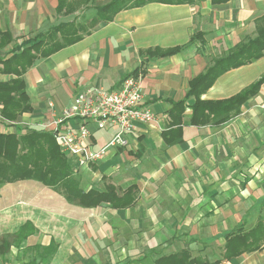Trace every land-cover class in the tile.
Listing matches in <instances>:
<instances>
[{
	"label": "crops",
	"instance_id": "crops-1",
	"mask_svg": "<svg viewBox=\"0 0 264 264\" xmlns=\"http://www.w3.org/2000/svg\"><path fill=\"white\" fill-rule=\"evenodd\" d=\"M58 4L0 0V61L13 57L23 42L69 22L64 21L69 16L58 15ZM263 15L264 0L150 3L120 12L114 21L51 55L44 54L49 40L33 52L36 59L23 73L33 111L15 123L0 115L1 133H14L17 127L23 133L49 129L84 89L118 90L135 72L142 78L144 106L155 119L128 135L126 146L76 172L85 192L113 187L123 197L133 188L130 207L106 202L84 208L34 180L4 185L0 242L7 238L10 248L0 264H126L146 253H153L150 261L132 264H155L161 255L182 252L197 264H264V85L221 125H193L196 98L186 99L190 82L213 60L253 38ZM176 47L185 48L171 57L147 54ZM3 69L0 63V82L17 78ZM263 75L264 57L220 76L201 100H228ZM181 101L186 108L181 135L166 139L171 110ZM109 136L97 132L95 148ZM27 223L35 232L17 245L14 236ZM236 235L249 236L250 248L228 258V239ZM51 245L53 255L43 258V249Z\"/></svg>",
	"mask_w": 264,
	"mask_h": 264
},
{
	"label": "trees",
	"instance_id": "trees-1",
	"mask_svg": "<svg viewBox=\"0 0 264 264\" xmlns=\"http://www.w3.org/2000/svg\"><path fill=\"white\" fill-rule=\"evenodd\" d=\"M107 1L98 5L99 2ZM208 0H59L56 9L58 15L75 16L73 20L55 26L49 33L29 39L23 42L17 49L16 54L4 64L3 72L17 74V78L0 82V115L7 121L16 122L24 113H30L33 108L26 91L23 73L33 65L35 53L42 48L47 40L45 55H51L67 46L73 45L85 36L91 34L100 24L114 21L122 11L131 8L142 7L150 3L160 4H189L193 5ZM213 4H226L230 0H210ZM79 13L78 15H76ZM192 39V43L197 40ZM185 47H176L168 50H152L147 54L150 57H171L180 53ZM33 52H35L33 54ZM264 57V15L256 20V35L253 38L242 41L224 56L213 60L202 74L190 82V90L187 100L196 98L192 105L193 114L191 123L195 126H203L209 123L221 125L228 122L240 112L241 106L250 98L259 93L264 85V75L253 85L225 101H203L201 96L208 91L220 76L230 70L254 63ZM20 68L21 71H18ZM137 72L128 76H137ZM127 76V77H128ZM185 101L178 102L171 110V127L164 133L166 139L181 135V120L186 110ZM177 126L176 129H173ZM174 143L175 141H167ZM34 180L45 186L60 192L71 204L84 208H95L102 203H110L114 208L130 207L134 196L132 189L120 197L113 187L100 193L95 190L85 192L81 188L80 180L73 170L71 161L62 153L60 145L54 134L43 128H30L23 133L22 128L17 127L14 133L0 132V189L6 184L19 181ZM128 196V198H127ZM35 232L31 223L22 226L14 236L18 240L17 245ZM250 235V234H249ZM247 235L231 236L226 247L228 258L240 256L244 250L249 249ZM4 238L0 242V256H5L10 248V243ZM37 252L41 250L38 247ZM55 246L44 248L42 255L51 257ZM153 254V253H152ZM151 255L130 260L126 264L143 263L150 259ZM46 261V259L44 260ZM155 264H197L189 253L182 252L170 256L161 257ZM31 264H37L36 261Z\"/></svg>",
	"mask_w": 264,
	"mask_h": 264
},
{
	"label": "built area",
	"instance_id": "built-area-1",
	"mask_svg": "<svg viewBox=\"0 0 264 264\" xmlns=\"http://www.w3.org/2000/svg\"><path fill=\"white\" fill-rule=\"evenodd\" d=\"M154 119V113L144 106L142 78L128 76L118 90L84 89L46 130L54 134L76 173L103 161L109 150L126 146L128 135ZM97 132L110 135L99 148H95Z\"/></svg>",
	"mask_w": 264,
	"mask_h": 264
},
{
	"label": "rangeland",
	"instance_id": "rangeland-1",
	"mask_svg": "<svg viewBox=\"0 0 264 264\" xmlns=\"http://www.w3.org/2000/svg\"><path fill=\"white\" fill-rule=\"evenodd\" d=\"M105 2H107V1H102V2H99L98 3V5H100V4H103V3H105ZM79 13H77L76 15H78ZM75 17V16H74ZM73 16H69V17H67V18H65L64 19V21H70V20H73V18H74ZM35 228V227H34ZM34 251V250H33ZM151 255L150 256V259L148 260V261H150L151 260V258L154 256L152 253H146V255ZM155 254V253H154ZM162 254H164V253H162ZM161 255V254H160ZM190 255V254H189ZM165 256H170V255H167V254H164V255H161V257H165ZM160 257V258H161ZM36 261V260H35Z\"/></svg>",
	"mask_w": 264,
	"mask_h": 264
}]
</instances>
